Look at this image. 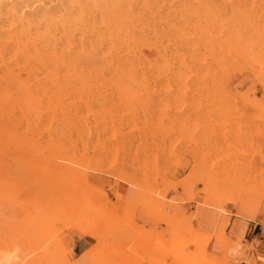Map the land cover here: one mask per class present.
Wrapping results in <instances>:
<instances>
[{
    "label": "rangeland",
    "instance_id": "1",
    "mask_svg": "<svg viewBox=\"0 0 264 264\" xmlns=\"http://www.w3.org/2000/svg\"><path fill=\"white\" fill-rule=\"evenodd\" d=\"M151 3L109 49L0 42V264H226L211 238L264 217V0Z\"/></svg>",
    "mask_w": 264,
    "mask_h": 264
},
{
    "label": "bare ground",
    "instance_id": "2",
    "mask_svg": "<svg viewBox=\"0 0 264 264\" xmlns=\"http://www.w3.org/2000/svg\"><path fill=\"white\" fill-rule=\"evenodd\" d=\"M125 1L126 0H0V42L2 43L1 45L4 46L5 53H12L14 51V47H17L18 45H20L21 42L28 41L30 38H33L34 36L45 35V38H46V34H47V36H48V34L49 35L51 34L52 35L51 38H53V36H56V34H58L60 31L61 32L63 31L64 25L67 27V29H69L71 32H73L72 33L73 37L75 36L74 33L76 34L80 30H82L80 28H83V29L88 28L89 29L90 28L89 26L92 25V26L98 27L99 30H100V28H102L103 31H104V29L107 30L108 34H105V33L102 34V31H101V34H99V32H97L98 30L95 33L94 29H91L92 32H94V34L92 33L94 36L92 35V38H91V36H90V38L91 39L94 38L95 40L103 41L105 44V49H109V39L105 38L104 36H106V35L110 36L111 34L112 35L114 34L113 32H111L113 30L111 21H112V19H115V21L117 18L119 19L118 15L121 12L120 9H122ZM151 1L148 2V0H131L132 4L134 3L135 7H136L135 4H139L140 6H146L148 3H150L152 5ZM126 4H127V2H126ZM129 4L131 5V3H129ZM130 5L128 6L129 9H130ZM140 8H142V7H140ZM83 9L87 10L88 13L92 12V10H93V12H95V13H91V14H93L92 17L89 16L90 18H93L92 22L88 21V19L86 18L87 13H86V15H84L85 12L82 11ZM191 9H193V8L192 7L189 8L186 6V8L182 9V12H190V11L192 12L193 10H191ZM137 10H139V9H137ZM146 11L144 13H146ZM148 11H150V9ZM126 12H128V11H126ZM131 12H132V10H131ZM135 13H136V11H135ZM131 15H133V14L131 13ZM131 17L132 16H130V18ZM138 17H139V15H138ZM133 18H136V17H133ZM140 18H142V17H140ZM137 19H135V21ZM141 21H140V23H142ZM127 22H126V25H127V30H128V27H130V26H128ZM137 22H138V20H137ZM129 23H131V22H129ZM135 24H133V25H135ZM122 26L123 25H121V27H120L121 30H122ZM96 27H95V30H96ZM11 28H13L14 30H17L15 34H11V32H9ZM115 28H116V25H115ZM135 28H133V29H135ZM115 31L117 32V28L115 29ZM71 32L68 33V31H67V33L69 35L71 34ZM118 32H120V31H118ZM77 34H80V32ZM81 36L77 37V39L73 43L74 45L72 44V47L76 50V52H80V55H81V52L84 55L86 54V57L84 59L85 60L87 59L86 61L88 62L89 59L91 60V57L93 58L94 54H92V52L89 49V46L86 44L87 41H83ZM87 36H88V34L86 33V38H87ZM119 36H123V33H122V35L116 36L115 39L116 38L118 39ZM125 36H127V35H125ZM67 37L70 39V37L68 35H67ZM48 38L49 37H47V39ZM119 38H121V37H119ZM42 42H44V41H42ZM58 42H60V45H62L63 47H69L70 46V44L66 40H64L63 38L61 40H59ZM28 43H30V42H28ZM47 43H48V40H47ZM52 43H54V42H52ZM52 43H51V45H52ZM97 44H99V43L97 42ZM57 45H55V47H57ZM100 45H102V44H100ZM30 46H31V44H30ZM46 46H47V44H46ZM90 46H92V45H90ZM40 47H41V45H40ZM93 47H95V46L93 45ZM84 55H82V56L84 57ZM82 56H80V57H82ZM83 57L81 60H79L80 62L84 61ZM96 57H97V55H96ZM97 58H99V57H97ZM80 62H78V64ZM87 62H85V63H87ZM82 64H84V63H82ZM85 65H87V64L83 65L86 68ZM88 67H89V65H88ZM177 77H179L178 74H177ZM119 88H120V90H124L125 87H124V85H121V86H119Z\"/></svg>",
    "mask_w": 264,
    "mask_h": 264
},
{
    "label": "crops",
    "instance_id": "3",
    "mask_svg": "<svg viewBox=\"0 0 264 264\" xmlns=\"http://www.w3.org/2000/svg\"><path fill=\"white\" fill-rule=\"evenodd\" d=\"M125 189L126 186L122 184L121 190ZM159 228H162V225ZM225 236L230 240L226 248L215 238H211L207 244V252L216 256L217 260L226 256V264H264L263 216L257 217L256 220L232 218L225 230ZM87 242L89 241L81 239L75 244L79 249L77 256L89 248ZM191 248L193 249V247Z\"/></svg>",
    "mask_w": 264,
    "mask_h": 264
}]
</instances>
